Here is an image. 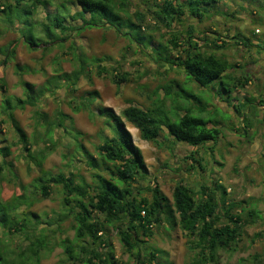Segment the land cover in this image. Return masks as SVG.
Listing matches in <instances>:
<instances>
[{
  "label": "trees",
  "instance_id": "1",
  "mask_svg": "<svg viewBox=\"0 0 264 264\" xmlns=\"http://www.w3.org/2000/svg\"><path fill=\"white\" fill-rule=\"evenodd\" d=\"M223 1L141 0L138 3L137 0H73L80 8L73 15L68 16L69 8L61 2L54 11L46 13L44 21H39L34 18L37 10L40 7L47 9L50 0H0V22L7 23V29H12L15 22L19 23V27L16 28L19 32L18 37L7 45L0 46V53L5 56L4 59H0V66L8 64L15 57L20 42L30 44L29 47L33 49L44 44L63 46L69 35L68 31L74 29L79 33L87 27H104L115 29L119 35L128 36L132 44L137 45L138 52L146 54L155 64L162 66L161 68H179L190 80L202 87L216 80L223 83L224 79L231 78L230 86L234 89L244 88L250 78L245 75L241 80L230 76L228 71L240 66L215 52L224 48L228 41L214 37L212 44L205 43L209 48L205 50L203 45L196 41V26L183 23L186 15L202 22L206 15L217 9ZM137 6L133 18L129 10L130 7ZM68 17L71 21L81 19V25L68 29L66 26ZM123 18L134 21L135 29H139L137 35L141 31H148L149 36H136L130 28L122 31ZM154 27L167 29L169 39L166 42L156 40L153 34ZM204 33L202 31V34ZM240 36L242 35L238 34L233 37L238 38L236 44L240 43V40L245 47L254 46L249 37L244 36L241 39ZM142 38L145 39L146 45H143ZM201 40L208 42L206 35ZM150 47V52L156 53L158 58L151 57L149 50L144 52ZM102 60L97 57L89 60L83 55H78L77 69L70 73L62 72L55 75L58 76L56 82L43 85L41 88H35V85L21 79L20 83L25 90L24 98L8 96L5 84L0 79L3 96L0 104V134L3 132L2 117L5 115L18 136V143L25 152V160L39 171L33 184L22 185L20 193L5 199L2 196L3 182L10 178L16 179L18 176L13 161L8 159L13 155V146L0 147V264H39L57 245L63 247L67 259L73 264L79 261L84 264H122L115 254L110 238L112 231L119 237L124 250L134 258L135 264H154L155 261L163 264L157 260L158 255L154 250H149L147 241L154 236L155 228L160 227L165 221L172 227L178 226L187 237L190 249L194 252V259L189 264H217L218 251L236 250L246 227L262 218L255 206L257 200L236 201L230 197L221 180L215 179L210 185L200 184L199 189L183 180L179 181L173 189L171 202L157 183L150 184L148 181V166L143 152L134 143L126 125V121L132 124L147 141L158 140L161 133L166 130L174 140L194 146L196 150L187 156L193 160L187 171L197 173L199 169L204 170V158L198 159L193 154H198L199 148H206L208 143L216 145L223 136V128L218 123L194 115V109L191 107L187 109L180 107L178 111H182V114L175 111L176 119H173L174 113L167 109L166 99L177 101L178 98L183 96L187 98L188 95L181 87V89L178 87V90L174 88L181 84L178 81L166 83L162 87L164 98L156 99L147 108L130 105L118 114L112 109L98 107L101 117L106 114L113 121L110 119L105 121L111 128V135H104L102 143L97 146L100 160L88 155L87 162L94 169L105 167L110 170L109 178L96 172L93 175V182L89 183L83 178L77 181L74 174L52 173L44 168V162L54 151V144L32 150L33 145L16 118L15 109L24 108L26 105L37 106L42 96L52 91V88L63 86L74 88L80 77L90 76L87 74V71L92 70L90 64H96L97 74L101 76L107 74L118 88L130 81L128 72L113 68L110 73L107 65L101 64ZM22 71V68L18 67L20 76L23 75ZM225 91L229 92L228 89ZM97 96L96 92H90L88 97H84L82 107L90 109ZM261 102L259 105H264V99ZM241 105H246V102ZM238 106L240 105H234L235 110L241 113ZM205 109L202 106L198 113L202 114ZM63 115L64 113L59 112L58 118L49 122L46 115L41 114L44 124L48 125L46 137L50 142L53 141L54 128L63 126L67 118V115L66 118ZM242 119L245 122L243 127L233 126L228 129L239 133L244 131L243 134L248 135V128L253 121L248 119L246 113ZM78 136L79 133L74 137L75 142ZM77 142V148L83 149ZM87 153L85 150V154ZM145 184L149 185L144 188ZM56 186L61 187L60 190L63 192L64 212L45 222L49 225L56 224L60 229L62 222L72 218L75 230L73 241L63 238L58 242L55 234L43 233L39 226L44 222V218L32 210L37 201L36 197L38 196L39 200L50 198ZM136 188L146 189L151 193V197H139L136 195ZM18 235H22L25 241L13 249L9 245L10 241Z\"/></svg>",
  "mask_w": 264,
  "mask_h": 264
},
{
  "label": "rangeland",
  "instance_id": "2",
  "mask_svg": "<svg viewBox=\"0 0 264 264\" xmlns=\"http://www.w3.org/2000/svg\"><path fill=\"white\" fill-rule=\"evenodd\" d=\"M61 2L69 8L68 16L80 9L73 0H50L47 9L40 7L37 10L35 20L44 21L46 13L54 11L58 4L61 5ZM137 2L140 3L141 0ZM137 8L138 6L130 7L129 13L133 14V18H135L134 12ZM184 19V24L196 26V41L203 45L205 50H209L205 43L212 44L214 37L228 41L224 48L217 49L215 52L240 66L229 70L230 76L242 80L247 73L249 74L247 77L252 80L251 83L244 88L234 89L230 86V78L224 79L223 83L216 80L202 87L190 80L179 68H161L162 66L155 64L146 54L138 52L137 45L132 44L128 36L119 35L115 29L87 27L78 33L73 28L81 25L82 20L71 21L69 17L66 26L73 30L68 31L69 35L63 46L44 44L33 49L29 47L30 44L20 42L15 57L8 64L0 66V79L5 84L8 96L24 98L25 90L20 83L21 79L35 85V88L53 84L58 77L55 75H60L62 72L70 73L78 68V55H83L89 60L93 57L103 59L101 64L107 65L110 73L113 68L129 73L130 81L118 88L110 76L98 75L96 64H90L89 67L92 70L87 71L90 76L80 77L74 88L66 86L52 88V91L42 96L37 106L26 105L14 111L16 118L30 138L33 145L32 150L54 144V151L44 162L46 170L52 173L74 174L77 181L83 178L89 183L93 182V175L96 172L107 178L110 177V170L105 167L94 169L87 162L88 155L100 160L97 146L102 143L104 135H111V128L105 124V121L108 119L112 121V119L106 114L101 117L98 107L112 109L118 114L130 105L147 108L156 99L164 98L162 87L166 83L172 80L181 83L174 88L178 90V87H181L188 94L187 98L183 96L177 101L166 99L167 109L174 113L173 119H176L175 111H178L180 107L184 109L191 107L194 109V115H200L213 123H218L223 128V136L216 145L208 143L206 148H199L198 154H193L198 159L204 158V170L199 169L195 173L187 171L188 166L193 163V160L187 156L196 150L194 146L174 140L166 130L156 141L144 140L138 129L126 121L134 143L143 152L148 166V181L150 184L157 183L171 202H173V189L179 181L183 180L195 189H199L200 184L210 185L215 179L221 180L232 199L236 201L257 200L255 206L262 218L246 227L236 250L233 252L218 251L217 264H264V112H262L264 105L261 106L263 109L259 105L264 99V63L258 64L264 55V50H262L264 48V0H224L217 9L208 16L206 15L202 22L190 15L184 16ZM121 21L124 24L122 31L130 28L136 36H149L148 31H141L137 35L139 29H135L133 20L123 18ZM0 23V46L2 47L18 37L19 32L16 28L19 27V23L15 22L12 29H7V23ZM202 31L205 33L202 34ZM153 34L156 40L166 42L169 39V32L164 28L154 27ZM238 34L242 35L241 39L244 36L249 37L254 46L245 47L240 40V43L236 44L238 38L233 37ZM205 35L208 42L201 40L205 38ZM141 41L143 45H146L145 39L142 38ZM151 47L144 52L149 50L151 57L158 58L156 53L150 52ZM4 58V54L0 53V59ZM18 67L23 70L22 76L18 74ZM258 67L261 69L259 70ZM227 89L229 92L225 91ZM90 92H96L98 96L90 109H84L82 101L84 97H88ZM180 94L184 95L183 92ZM254 100H257L256 104ZM2 101L3 96L0 90V104ZM244 102L246 105H241ZM238 104L240 106L237 108L241 113L235 110L234 105ZM202 106L206 109L199 114L198 110ZM79 107L80 110H78ZM59 112L64 113V117L67 115V118L65 117L63 126L54 125L57 127L54 128L53 141L50 142L46 137L48 125L44 124L41 114H45L46 120L50 122L58 118ZM245 113L248 119L253 121L248 128V135L243 134L244 131H241V134L228 129L233 126L243 127L245 122L242 118ZM178 114H182V111H178ZM2 118L3 132L0 134V147L13 146V155L8 159L13 161L18 176L16 179L10 178L3 182L2 196L7 199L15 193H20L22 185L33 184L39 171L25 160V152L18 143V136L8 117L4 115ZM65 128L71 132L69 133ZM78 133V142H76L83 146V149L79 148L80 150L74 138ZM148 185L145 184L143 187ZM60 189L59 186L54 187L51 197L47 199L39 200L37 196L32 210L44 218V222L39 226L43 233L55 234L58 242L63 238L73 241L75 230L72 218L62 222L60 229L56 224L49 225L45 222L64 212L63 192ZM135 192L139 197H151V193L146 189L136 188ZM110 238L115 254L121 263L135 264L134 258L124 250L114 231L111 232ZM23 241L25 240L22 235H18L11 239L9 245L15 249L22 245ZM147 245L149 250H154L158 255L157 260L163 264L168 262L189 264L194 259V252L190 249L187 237L178 226L172 227L167 221L155 228L154 236L148 239ZM39 264H73V262L67 259L63 247L57 245ZM75 264L84 263L79 261ZM154 264L158 262L155 261Z\"/></svg>",
  "mask_w": 264,
  "mask_h": 264
},
{
  "label": "crops",
  "instance_id": "3",
  "mask_svg": "<svg viewBox=\"0 0 264 264\" xmlns=\"http://www.w3.org/2000/svg\"><path fill=\"white\" fill-rule=\"evenodd\" d=\"M261 62H263L264 63V55H263V57H262V59H260L259 61H258V64H260ZM259 68V70L261 69L260 67H258ZM258 70V69H257ZM246 75V77L249 75V74H245ZM251 79H250V81H249V83H251ZM257 103V100H254V104H256ZM260 108H262L261 106H260ZM263 109V108H262ZM262 112H264V109H263V111Z\"/></svg>",
  "mask_w": 264,
  "mask_h": 264
}]
</instances>
